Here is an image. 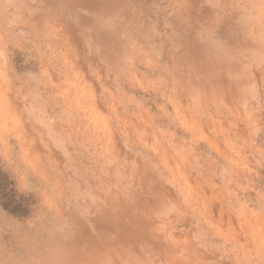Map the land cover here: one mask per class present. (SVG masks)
<instances>
[{
    "label": "rangeland",
    "instance_id": "374dc122",
    "mask_svg": "<svg viewBox=\"0 0 264 264\" xmlns=\"http://www.w3.org/2000/svg\"><path fill=\"white\" fill-rule=\"evenodd\" d=\"M0 264H264V0H0Z\"/></svg>",
    "mask_w": 264,
    "mask_h": 264
}]
</instances>
